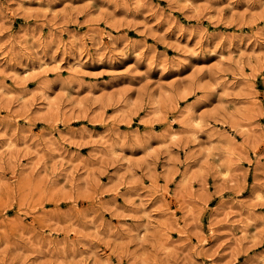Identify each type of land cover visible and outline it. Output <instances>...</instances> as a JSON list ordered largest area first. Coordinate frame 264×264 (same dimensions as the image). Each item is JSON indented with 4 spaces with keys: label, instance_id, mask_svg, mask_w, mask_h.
I'll return each mask as SVG.
<instances>
[{
    "label": "rangeland",
    "instance_id": "obj_1",
    "mask_svg": "<svg viewBox=\"0 0 264 264\" xmlns=\"http://www.w3.org/2000/svg\"><path fill=\"white\" fill-rule=\"evenodd\" d=\"M0 264H264V0H0Z\"/></svg>",
    "mask_w": 264,
    "mask_h": 264
},
{
    "label": "bare ground",
    "instance_id": "obj_2",
    "mask_svg": "<svg viewBox=\"0 0 264 264\" xmlns=\"http://www.w3.org/2000/svg\"><path fill=\"white\" fill-rule=\"evenodd\" d=\"M45 63H46V62H45ZM47 64H48V63H47ZM47 64H46V65H47ZM32 69H33V68H32ZM33 70H34V69H33ZM176 136H177V133H176Z\"/></svg>",
    "mask_w": 264,
    "mask_h": 264
}]
</instances>
